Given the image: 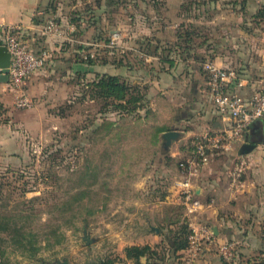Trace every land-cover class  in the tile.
Returning a JSON list of instances; mask_svg holds the SVG:
<instances>
[{"label":"rangeland","instance_id":"374dc122","mask_svg":"<svg viewBox=\"0 0 264 264\" xmlns=\"http://www.w3.org/2000/svg\"><path fill=\"white\" fill-rule=\"evenodd\" d=\"M41 7L44 21L31 47L48 51L44 65L21 84L0 83V264L106 258L136 264L126 256L131 246L150 247L144 264H236L237 257L225 261L204 239L196 252L175 248L176 234L187 236L188 219L183 206L158 209V189L166 190L172 176L158 161L179 164L173 147L193 153L191 137L182 139L196 128L182 119L193 112L187 106L198 91L193 82L206 78L204 60H224L248 77L263 71L264 42L252 32L264 28V0H45ZM47 20L60 26V37L47 41ZM188 28L195 30L191 41ZM116 31L121 39L112 45ZM173 58L180 59L182 80L191 81L176 88L164 78L158 86V67L168 73ZM190 70L195 79L185 77ZM106 73L138 88L136 109L122 112L105 98L92 99L88 84ZM200 88L209 103L205 82ZM162 102L168 105L160 118ZM167 114L178 118L182 138L165 151L159 134L172 128ZM160 121L167 122L158 127ZM250 126L248 140L260 146L264 119ZM8 218L17 224L1 229Z\"/></svg>","mask_w":264,"mask_h":264},{"label":"crops","instance_id":"0c3cea01","mask_svg":"<svg viewBox=\"0 0 264 264\" xmlns=\"http://www.w3.org/2000/svg\"><path fill=\"white\" fill-rule=\"evenodd\" d=\"M44 1L45 0H0V44L4 43L1 30L2 25L4 23H20L28 30L27 38L29 44L31 46L32 44L36 46L35 32L41 29L44 21L40 20L42 16L45 15L41 7ZM38 17H40V19ZM176 24H178V22H176ZM234 24L237 25V22ZM238 32H241V30L238 29ZM252 35L256 40L264 42V28L261 33L253 31ZM50 40L51 38L47 37V41ZM259 53L264 57V47L259 49ZM173 60L175 65L170 67L171 69L168 73L158 67V86H162L161 80H164V78H166L165 80H170L171 84L176 88H178L180 84L181 86L185 85L182 83H186L187 86L188 82L191 81L189 78L195 79L193 70H190L191 74L185 76L189 81H183V77L179 76L180 65L178 63L180 59L173 58ZM219 62L221 64L231 65L227 64L224 60H219ZM263 74L264 68L259 76ZM203 76L204 75L201 74L198 77V81L196 82L195 80V82H193L194 85L197 86L198 91L195 95L187 99V106L193 112L182 119L185 120L187 125H195L196 129L189 127L187 130L183 131L185 136L182 139L184 140L191 137L193 143L198 135L205 132L215 134L227 122L217 111L212 102L208 86V75L206 74L205 79H203ZM159 77L161 79H159ZM204 82L209 92V103L205 102L202 98L203 89H201L200 86L203 85ZM243 91L246 97H249L254 92V88L248 86ZM152 105L156 107L158 101H156V103L153 101ZM167 105L168 104L165 105L163 102L161 103L159 111L162 115H160V118L163 116L164 107ZM175 106L177 107L176 110H178L179 105ZM167 116L168 121L171 120L168 114ZM175 121H178V118L171 120L170 122H173L171 124L172 128H167L160 132L159 136L161 137L165 131L176 129L178 125H176L177 123ZM166 122L167 121L158 122V127L164 126L163 123ZM186 124L184 126H187ZM249 133L250 131L248 135ZM257 147H259V150H255V148L253 151L243 154L249 159L251 166L242 177L241 184L237 187H232L230 170L237 156L240 154L241 147L214 154L209 164L202 166L198 175L192 179L194 190L202 202V208L197 212L195 222L197 224H207L211 226L215 232L217 241H237L239 251L236 256L237 258H235L236 264H264V151L260 146ZM171 151V155L174 158L180 157L186 159L191 156L190 153L185 154L184 151L182 152L180 148L173 147ZM158 169L169 171L172 175L167 182L169 185L166 187V190L162 192V190L158 189V209L162 207L164 209L171 204L183 206L180 196V186L177 184L180 179L184 178L180 166L177 163H175L174 166L168 165L166 162L159 160ZM158 182L163 183L160 179H158ZM182 208H184V206ZM161 231L158 235H161ZM206 257V259H211L212 254L208 253Z\"/></svg>","mask_w":264,"mask_h":264},{"label":"built area","instance_id":"2783aa9c","mask_svg":"<svg viewBox=\"0 0 264 264\" xmlns=\"http://www.w3.org/2000/svg\"><path fill=\"white\" fill-rule=\"evenodd\" d=\"M1 30L3 44L11 53L9 82L21 84L44 65L48 51L45 50L39 54L31 47L27 38L28 30L23 24L4 23ZM42 33L49 38H58L62 35L60 26L54 20L45 22ZM120 39L121 33L114 32L111 44L115 45ZM202 66L208 75L212 102L227 122L215 134L205 132L195 138L192 155L180 164L184 178L177 184L180 186L181 201L188 225L192 230L188 249L192 247L196 252L200 249L196 244L204 239L211 244H217L218 252L225 261H232L238 254L237 241H217L211 226L195 222V216L202 208V202L194 190L192 179L198 175L202 166L209 164L214 154L238 149L248 142L251 122L256 118L264 119V74L254 78L246 77L234 66L221 64L215 58L206 59ZM248 86H252L254 92L246 97L243 90ZM260 148L264 151V143L260 145ZM250 166L251 163L245 155L237 156L230 170L232 187L241 184L242 177Z\"/></svg>","mask_w":264,"mask_h":264},{"label":"trees","instance_id":"16d2710c","mask_svg":"<svg viewBox=\"0 0 264 264\" xmlns=\"http://www.w3.org/2000/svg\"><path fill=\"white\" fill-rule=\"evenodd\" d=\"M190 27H194V25H191ZM188 28L184 32H181L180 29H178L177 32V37L178 40L181 41L180 39L182 36H186L187 41H191L193 39V35L195 34V30ZM184 33V35H183ZM186 49V48H185ZM192 51V49H191ZM198 55H196V60L198 61ZM205 61V60H204ZM203 61V62H204ZM203 68V66H202ZM204 70V69H203ZM205 72V71H204ZM206 73V72H205ZM207 74V73H206ZM89 87H92V93L91 97L92 99L94 98H105L107 101H110V105H113L118 111H133L138 107L137 103H139L143 96L139 93H136L137 89L136 87L132 86L129 82L126 80L120 78V76L116 74H98L96 78L88 84ZM162 130V128H161ZM166 130V129H163ZM184 159L179 160V166L182 163ZM11 224H17L16 222H13V220L8 218L5 222L4 225L1 226V229L4 228V230H10ZM16 226L14 229L15 231H19L22 233L21 235H25L24 231L22 228H17ZM183 232L185 229L187 230V236L184 240L179 239V234H176L175 237V248L177 250H185L188 249L190 246L189 242V236L192 233L191 228H189L188 223L183 224ZM13 229V230H14ZM162 230V228L160 227ZM160 230V231H161ZM150 247L148 246H131L126 248V256L127 258L133 259L136 264H144L141 261V257L146 254L147 250ZM121 262V261H120ZM119 260L113 259V258H106L98 262V264H120ZM151 264V263H147Z\"/></svg>","mask_w":264,"mask_h":264},{"label":"water","instance_id":"95a60500","mask_svg":"<svg viewBox=\"0 0 264 264\" xmlns=\"http://www.w3.org/2000/svg\"><path fill=\"white\" fill-rule=\"evenodd\" d=\"M10 65H11V53L8 51V48L5 44H0V83L2 82H9V72H10ZM262 130L264 131V126L262 127ZM182 137V132L177 129H171L168 131H165L162 134L163 139V147L165 151H168L172 145L173 142L179 140ZM257 147V144L254 142H246L243 144L240 148V154H247L251 151H253ZM154 231L160 232L159 227H152ZM85 236L84 239L87 241V244L91 243L93 240H91L88 236V232H84ZM56 264H72L68 260H58Z\"/></svg>","mask_w":264,"mask_h":264}]
</instances>
